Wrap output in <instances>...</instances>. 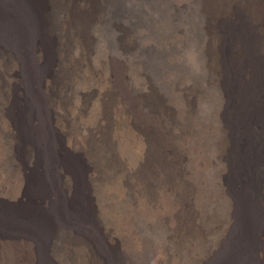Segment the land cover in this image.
I'll list each match as a JSON object with an SVG mask.
<instances>
[{"label": "bare ground", "instance_id": "bare-ground-1", "mask_svg": "<svg viewBox=\"0 0 264 264\" xmlns=\"http://www.w3.org/2000/svg\"><path fill=\"white\" fill-rule=\"evenodd\" d=\"M211 7L208 56L231 98L217 157L235 209L213 248L196 217L209 162L198 149L184 172L175 114L133 100L101 40L106 0H0V264H264V101L251 110L264 0ZM152 224L166 242L146 252L139 226Z\"/></svg>", "mask_w": 264, "mask_h": 264}, {"label": "rangeland", "instance_id": "rangeland-1", "mask_svg": "<svg viewBox=\"0 0 264 264\" xmlns=\"http://www.w3.org/2000/svg\"><path fill=\"white\" fill-rule=\"evenodd\" d=\"M212 4L214 0H106L107 22L100 30L101 40L107 45L108 52L116 61L119 60L124 71H129L132 81L129 80L126 87H129L132 97L135 96L133 100H143V106L149 105V108L158 111L159 116L162 109L168 110L169 116L175 114L176 124L172 132L176 144L184 149V172L192 173L200 149L205 164L209 162L197 175L202 182L200 193L203 198L196 202L199 208L197 229L206 236L204 240L208 237L209 248L218 244L215 242L220 241L219 232L227 228L226 224L235 213L234 198L228 194V189L233 188L229 185L234 183L231 181L234 176L229 172V175H222L224 166L217 157L221 127L223 120L229 116L231 98L224 91L223 84L226 83H222L217 69L210 64ZM223 40L226 44L229 42L224 35ZM182 100L189 102L190 111H185ZM260 100L259 106L253 103V112H258L264 96ZM180 102L182 104H178ZM170 108L173 109L171 113ZM256 113L251 115L255 120ZM152 117L150 122L154 125L158 117ZM154 129H157L156 125ZM139 227L146 252H151L154 245L166 242L165 226L152 224ZM147 255L142 256V261L145 262ZM132 259L138 262L140 257Z\"/></svg>", "mask_w": 264, "mask_h": 264}]
</instances>
